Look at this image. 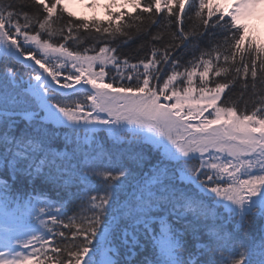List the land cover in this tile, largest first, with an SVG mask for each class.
Instances as JSON below:
<instances>
[{
	"label": "snow or ice",
	"instance_id": "snow-or-ice-1",
	"mask_svg": "<svg viewBox=\"0 0 264 264\" xmlns=\"http://www.w3.org/2000/svg\"><path fill=\"white\" fill-rule=\"evenodd\" d=\"M115 5L90 28L65 0H0V264H134L148 246L135 264H264V234L247 239L264 219V41L246 22L264 0ZM133 29L151 37L136 63L118 50ZM249 76L246 113L225 93Z\"/></svg>",
	"mask_w": 264,
	"mask_h": 264
},
{
	"label": "trees",
	"instance_id": "trees-1",
	"mask_svg": "<svg viewBox=\"0 0 264 264\" xmlns=\"http://www.w3.org/2000/svg\"><path fill=\"white\" fill-rule=\"evenodd\" d=\"M190 2V0H186V10L188 9V3ZM111 0L107 3L110 4ZM105 4V5H107ZM105 5L102 6V12L103 15L102 17H96L92 12H90V14L86 17L79 15V16H74L71 18L66 17L67 19H76L77 23H80L81 21L77 18H86L89 22H90V28H91V21L96 20V21H101L103 22L101 26H107L108 25V21L111 19L105 10ZM145 6L144 5V0H141V9H137L134 8L131 4L125 3V0H118L116 1V5L112 8L109 9V11H111L112 13L115 14H119L120 12L124 11L127 12L129 14H131L132 16H135L139 11L142 10V7ZM174 11H178V8H176V6H174ZM147 15V14H146ZM158 17H163L165 15H167L166 13V9L164 11H162L161 13L156 14ZM66 16V14H65ZM121 23H127L129 22V18L128 17H123L120 21ZM139 23V22H136ZM145 25H147V21H145ZM191 26V22L188 20L187 17H184V27L185 29H188ZM176 30V25H175V21L173 18V26H172V31ZM82 32L84 31L83 29L81 30ZM133 36L132 39L130 41H128L127 43H120L119 46V52L121 53V58L123 59V57H128L131 63H136L138 61V59L142 56H144V54L146 52H149L150 49L148 47L150 41H151V37L150 36H146L143 33L140 34H136L135 30L133 29ZM150 31L155 34L157 29L156 28H152L150 29ZM92 34H95V29H92ZM251 34L254 37H257V33L255 30L251 29ZM164 41L167 42L168 40V36L165 33L164 37H163ZM259 39V38H258ZM71 43V42H69ZM119 43V42H117ZM92 41H88L87 45H91ZM99 46H103L98 45ZM112 46H116L115 44H113ZM201 46H203V42H201ZM183 51V50H181ZM95 53L93 52H89V55H93ZM183 59H187V57H184ZM106 71H108V69H105ZM110 75H115V70L113 69V71L110 73ZM214 78L211 77L210 74V79ZM25 79H27V77H25ZM219 79V78H216ZM105 82H111L109 77H105ZM127 83H131L129 81L126 80H117V82L114 84V87H119L122 86L123 84H127ZM247 83L249 84L248 89H244L242 87V82L238 81L232 88L230 91L226 90L225 95L228 96L230 95L232 100L234 102H236L238 109H245V102H247V108H246V113H250V111L252 110V104L254 102L253 97H252V89H251V77L249 76L247 79ZM211 86V85H210ZM257 87L259 89L260 85L259 82H257ZM21 127H23V122H21ZM104 148L106 149H110L113 152H115V149H112L111 146V142L109 141H104ZM0 176H3L4 179H7L10 181V178L5 175L4 173H0ZM97 186H99V181H96ZM34 187L37 191H43L45 192L49 197H51L52 199H59L60 197L63 196V193L60 194V196L57 195V190L53 189L51 185H45L42 183V181L40 179H37L34 182ZM13 190L14 191H19V192H23V193H30L33 191V185H29L27 179H25L24 177H17L16 182L13 184ZM75 190V189H74ZM76 209V204L74 203L72 205V210L74 211ZM71 214V212L69 213ZM67 231V230H65ZM261 234H264V219L256 217L254 218V222L253 225L250 229V234L247 237V239H249L250 241L253 239H256L258 241V238ZM243 238V237H241ZM191 237L188 236L186 237V240L191 241ZM201 240L204 241L206 240V237H201ZM194 243V242H193ZM138 255L135 257V261H140V260H144L145 257H149L151 256V246H148L144 251H141L140 248L136 249ZM193 251H196V249L193 247ZM134 261V264H135Z\"/></svg>",
	"mask_w": 264,
	"mask_h": 264
},
{
	"label": "rangeland",
	"instance_id": "rangeland-1",
	"mask_svg": "<svg viewBox=\"0 0 264 264\" xmlns=\"http://www.w3.org/2000/svg\"><path fill=\"white\" fill-rule=\"evenodd\" d=\"M89 1L90 0H81L79 3L77 2L76 4L72 3V1H68L66 3V7H67V9H70L74 14H79V12L82 11L84 15H87V13H88L87 8L86 9H82L83 8L82 4L88 3ZM104 1L105 0H96V2H99V3H103ZM230 2H231V0H230ZM95 12H96V14L100 15L101 14L100 8H97L95 10ZM253 20H257L259 22V24H260V27L257 26ZM253 20L246 21V22L250 23V25H254L258 29V32H260L261 36H263L264 35V26L262 24H264V22H262V21H260L258 19H253ZM98 67L99 66L96 67V70H98ZM61 71H62L63 74L66 75L69 72L74 71V70L71 69V67L69 65V67L67 69H62ZM161 102L164 103L165 101H163V99H162ZM172 102H174V101H167V103H172ZM209 111H211V109ZM205 116H208V113H205ZM209 118H212V117L209 116Z\"/></svg>",
	"mask_w": 264,
	"mask_h": 264
},
{
	"label": "bare ground",
	"instance_id": "bare-ground-1",
	"mask_svg": "<svg viewBox=\"0 0 264 264\" xmlns=\"http://www.w3.org/2000/svg\"><path fill=\"white\" fill-rule=\"evenodd\" d=\"M231 2H234V0H231Z\"/></svg>",
	"mask_w": 264,
	"mask_h": 264
}]
</instances>
